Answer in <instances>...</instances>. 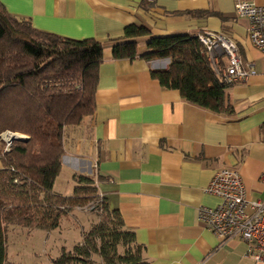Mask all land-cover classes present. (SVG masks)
Masks as SVG:
<instances>
[{
  "label": "crops",
  "instance_id": "obj_1",
  "mask_svg": "<svg viewBox=\"0 0 264 264\" xmlns=\"http://www.w3.org/2000/svg\"><path fill=\"white\" fill-rule=\"evenodd\" d=\"M237 1L0 0L10 14L38 30L103 43L94 110L65 129L52 189L70 195L55 188L63 167L72 178L70 187L76 175L92 177L98 195L134 232L146 264H264L246 255L242 240L216 236L197 213L200 206L219 203L206 187L224 167L239 173L247 198L264 199V56L247 36V19L235 13ZM129 24L143 25L148 34L135 38L134 58H114L111 41L122 38ZM203 30L233 40L243 65L255 70L225 88L229 112L185 100L152 75L167 67L168 58L140 56L150 36ZM11 228L5 261L23 264L9 249ZM33 230L26 236L35 237Z\"/></svg>",
  "mask_w": 264,
  "mask_h": 264
},
{
  "label": "trees",
  "instance_id": "obj_2",
  "mask_svg": "<svg viewBox=\"0 0 264 264\" xmlns=\"http://www.w3.org/2000/svg\"><path fill=\"white\" fill-rule=\"evenodd\" d=\"M148 34L143 25L124 27L123 37L111 41L114 58H134L137 36ZM103 43L75 39L33 27L10 14L0 3V132L25 133L2 151L0 138V264L6 263L9 225L55 229L74 207H84L97 196L90 176H74L70 195L55 192L53 183L64 153L65 129L79 124L94 110L98 67ZM146 60L168 58L165 69L152 75L182 97L215 112H229L225 88L196 35L173 33L150 36L141 55ZM223 63V61H222ZM98 221L83 232L82 240L50 264H146L134 232L124 227L117 209L101 197ZM13 264V263H11Z\"/></svg>",
  "mask_w": 264,
  "mask_h": 264
},
{
  "label": "built area",
  "instance_id": "obj_3",
  "mask_svg": "<svg viewBox=\"0 0 264 264\" xmlns=\"http://www.w3.org/2000/svg\"><path fill=\"white\" fill-rule=\"evenodd\" d=\"M235 13L247 19V36L264 56V4L238 0ZM197 38L213 69L225 83L239 82L255 72L254 68L243 65L236 44L224 34L203 30ZM17 135L26 138V135L8 131L0 134L5 143L4 150ZM206 191L217 196L219 203L215 207H198V219L222 240H242L247 256L264 261V199L247 198L239 173L226 167L213 174Z\"/></svg>",
  "mask_w": 264,
  "mask_h": 264
},
{
  "label": "rangeland",
  "instance_id": "obj_4",
  "mask_svg": "<svg viewBox=\"0 0 264 264\" xmlns=\"http://www.w3.org/2000/svg\"><path fill=\"white\" fill-rule=\"evenodd\" d=\"M13 132L16 134H23L18 131H12L4 129L0 134L4 132ZM23 135H26L25 133ZM27 137V135L25 136ZM24 137V138H25ZM1 138V136H0ZM2 140V139H1ZM14 140L11 142V144ZM2 151H8L10 146H7V150H4L5 143L2 140ZM72 178L69 175V171L63 167L55 188L62 190L63 194H71L73 186H71ZM68 184V185H67ZM74 184V181H73ZM67 185V189L66 188ZM63 190H67L64 193ZM70 190V191H69ZM73 212H69L68 215L62 217L60 224L55 229H41L39 231H34L36 227H21L16 228V226H8L11 228V239L9 242V249L12 253L17 254L19 257H16V262L23 264H50V260L60 254L59 250L62 246L70 249L75 242L82 240L83 232L87 230V227H91L95 224L101 213V197L98 195L93 201L88 202L84 207H74ZM92 208V209H90ZM20 226V225H19ZM15 229L17 230L15 232ZM38 229V228H37ZM35 234V237L31 235L26 236L27 231H32ZM39 235V237H38ZM34 241V242H33ZM63 247V248H64ZM19 253V254H18ZM22 253V255H20ZM10 256V255H9ZM93 255L94 259L92 262L87 264H100L99 257Z\"/></svg>",
  "mask_w": 264,
  "mask_h": 264
},
{
  "label": "water",
  "instance_id": "obj_5",
  "mask_svg": "<svg viewBox=\"0 0 264 264\" xmlns=\"http://www.w3.org/2000/svg\"><path fill=\"white\" fill-rule=\"evenodd\" d=\"M13 139H21V137L17 135V136H14Z\"/></svg>",
  "mask_w": 264,
  "mask_h": 264
}]
</instances>
